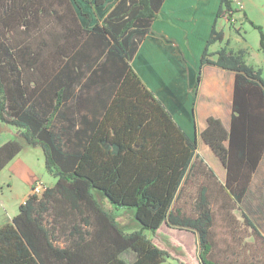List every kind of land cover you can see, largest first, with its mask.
I'll return each instance as SVG.
<instances>
[{
	"label": "trees",
	"instance_id": "obj_1",
	"mask_svg": "<svg viewBox=\"0 0 264 264\" xmlns=\"http://www.w3.org/2000/svg\"><path fill=\"white\" fill-rule=\"evenodd\" d=\"M163 3L0 0V123L15 129L0 145V171L37 148L54 180L0 226V264H187L171 253L185 255L178 243H154L163 226L195 239L197 264H264V235L244 212L251 257L214 254V207L239 225L231 211L241 210L264 154L262 71L245 52L208 53L224 39L213 28L191 91L196 100L205 64L233 71L230 125L208 117L202 132L186 135L131 64ZM239 12L221 0L217 18L232 28ZM250 24L264 54V32ZM199 141L220 161L224 182L197 153ZM95 191L131 210L139 230L119 227Z\"/></svg>",
	"mask_w": 264,
	"mask_h": 264
},
{
	"label": "crops",
	"instance_id": "obj_2",
	"mask_svg": "<svg viewBox=\"0 0 264 264\" xmlns=\"http://www.w3.org/2000/svg\"><path fill=\"white\" fill-rule=\"evenodd\" d=\"M106 2V6L110 8L115 0ZM241 2L242 8L237 9L240 12L235 15L231 28L226 17L217 18L221 0H164L156 20L150 25L149 33L141 40L132 58L134 72L146 83L184 133L191 138L195 132H202L206 128L208 117L220 120L226 129L229 128L232 117L235 86L233 71L205 64L201 69V82L196 100L191 91L196 83V72L200 67L206 41L213 28L222 32L224 39L210 45L208 53L212 55L223 48L233 52H245L246 63L261 70L264 80V54L258 50L260 40L258 32L250 24V22L257 24L264 32V0ZM216 58L215 55L209 57L212 62ZM14 133V128L0 123V145L14 140ZM202 146L205 154L203 157L199 156L205 161L219 164V160L208 146L203 142ZM29 151L20 152L0 171V203L6 213L5 219L1 221L2 225L12 221L17 214L14 212V206L18 209L19 205L24 204L27 197L32 194L35 182H42L46 188L54 185L53 179L44 180L33 171L29 189L24 188L21 194L12 193L14 187L10 182L11 177L6 174L10 168L16 169L27 164L26 161L22 162L21 157L26 153L25 156H31ZM257 171L260 180L255 194L259 204L254 214L258 213L264 221V154ZM217 174L218 180L224 182L225 171L221 169V173ZM250 190L249 188V193ZM252 211L251 207L246 208L245 214ZM261 233L264 235V232Z\"/></svg>",
	"mask_w": 264,
	"mask_h": 264
},
{
	"label": "rangeland",
	"instance_id": "obj_3",
	"mask_svg": "<svg viewBox=\"0 0 264 264\" xmlns=\"http://www.w3.org/2000/svg\"><path fill=\"white\" fill-rule=\"evenodd\" d=\"M85 18L82 19V22L85 23ZM256 34V33H254ZM252 38H249L251 41ZM202 142H199V146L197 148V153L200 156H204V152L202 150ZM29 154L32 156H22V162H27V164H23L19 168H10L7 172V176L11 177V184L14 187V191L12 193L19 194L23 193L22 190L29 189L30 183H32V172H36L42 176L44 180L50 181L52 177L44 168L43 164V157L37 148H30ZM209 168H211L214 172L221 173V169L224 171L222 165L215 164L213 162L205 161ZM220 162V161H219ZM220 166V167H219ZM215 172V173H216ZM216 173V175H218ZM260 180V174L258 171L253 175V180L250 183V193L248 192L247 196L245 197L244 203L241 205V210H234L231 211V214L237 219L239 225L229 226L226 222L225 217L219 212L218 207H214V212L216 215V226H214L215 231V250L214 254L217 258H221L226 256L230 259H236V261H241L242 259H248L251 257L253 248L256 246L255 241L252 236L249 235L250 229L244 228L243 219L241 213L244 212L246 208H250L253 210L250 214H246L250 217L254 223H256L261 232H264V221L259 214L255 212V209L258 207L259 199L255 194L257 192L258 181ZM219 181V180H218ZM256 191V192H255ZM258 194V193H257ZM95 198L98 199V202L102 205L103 209L109 213H112L113 216L116 218L119 227L125 230L128 233L134 232L139 230L138 223L134 220L133 213L129 209L118 208L114 209V207L105 199L103 198L98 191L94 192ZM6 206V205H5ZM245 209V210H244ZM14 212L17 213L18 209L14 206ZM6 213L4 211V206L0 203V225H2L3 219H5ZM148 236L152 237L150 233ZM243 239L242 242H239V239ZM172 240L171 242L178 243V247L183 249L186 253L185 255L179 254L174 250L171 251L173 254L174 259H179L185 261L187 264H197L196 257L198 255L195 239L189 234H185V232H179L175 229L167 230L164 226L161 228L160 231L155 236L154 243L159 244V248H163L167 246L168 241ZM244 244V245H243ZM177 245V244H176ZM169 263L175 264L173 260H169Z\"/></svg>",
	"mask_w": 264,
	"mask_h": 264
},
{
	"label": "built area",
	"instance_id": "obj_4",
	"mask_svg": "<svg viewBox=\"0 0 264 264\" xmlns=\"http://www.w3.org/2000/svg\"><path fill=\"white\" fill-rule=\"evenodd\" d=\"M230 1L233 3V5H234V7H235L236 9H241V8H242V2H241V0H230ZM45 188H46V187L44 186V184H43L42 182H40V181L35 182V184H34L32 190H31V193H32V194H36V195H40V193H41Z\"/></svg>",
	"mask_w": 264,
	"mask_h": 264
}]
</instances>
